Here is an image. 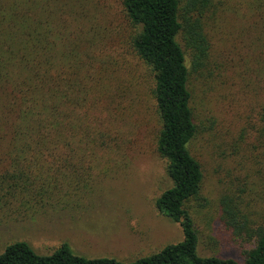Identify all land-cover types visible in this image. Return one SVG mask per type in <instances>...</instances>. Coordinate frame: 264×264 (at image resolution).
I'll return each instance as SVG.
<instances>
[{"label":"trees","instance_id":"trees-1","mask_svg":"<svg viewBox=\"0 0 264 264\" xmlns=\"http://www.w3.org/2000/svg\"><path fill=\"white\" fill-rule=\"evenodd\" d=\"M77 1L0 0V203L25 208L61 202L67 189L92 188L100 170L125 165L119 130L108 122L110 106L103 101L107 86L94 75L88 13L83 15ZM122 4L135 31L133 50L153 74L157 151L173 181L157 207L181 224L184 239L129 262L79 255L68 243L42 255L18 241L0 253V264H264V0ZM227 13L243 24L248 73L262 96L259 165L222 198L226 224L256 239L242 262L198 253L199 230L190 205L204 182L203 166L190 150L199 130L192 86L204 81L210 86V22Z\"/></svg>","mask_w":264,"mask_h":264},{"label":"rangeland","instance_id":"rangeland-1","mask_svg":"<svg viewBox=\"0 0 264 264\" xmlns=\"http://www.w3.org/2000/svg\"><path fill=\"white\" fill-rule=\"evenodd\" d=\"M122 1L77 3L83 15L88 13L94 75L107 86L101 91L103 101L110 106L108 122L119 130L125 165L100 170L92 188L67 189L61 202L25 208L1 202L0 253L18 241L42 255L68 243L79 255L129 262L184 239L181 224L157 207L173 181L167 160L157 151L160 121L153 74L133 50L135 31ZM210 23L213 76L210 86L206 81L192 86L199 130L190 150L203 166L204 182L199 199L190 205L199 230L198 253L242 262L256 239L226 224L222 198L231 192L230 185L238 186L259 165L263 142L257 114L262 96L248 73L250 52L242 22L227 13Z\"/></svg>","mask_w":264,"mask_h":264}]
</instances>
